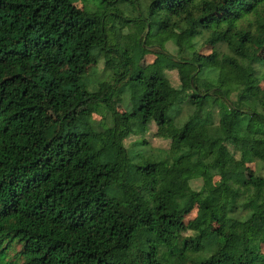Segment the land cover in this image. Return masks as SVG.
Returning a JSON list of instances; mask_svg holds the SVG:
<instances>
[{"label": "trees", "instance_id": "trees-1", "mask_svg": "<svg viewBox=\"0 0 264 264\" xmlns=\"http://www.w3.org/2000/svg\"><path fill=\"white\" fill-rule=\"evenodd\" d=\"M75 1L0 0V264H264V0ZM99 59L108 92L83 75ZM151 123L168 151L134 157Z\"/></svg>", "mask_w": 264, "mask_h": 264}, {"label": "rangeland", "instance_id": "rangeland-1", "mask_svg": "<svg viewBox=\"0 0 264 264\" xmlns=\"http://www.w3.org/2000/svg\"><path fill=\"white\" fill-rule=\"evenodd\" d=\"M76 6L78 7H84L88 9H94L95 8V1L94 0H76L75 1ZM129 8V7H128ZM171 31L177 30L175 28H170ZM122 41L126 46L134 45V48L132 50V57L133 59L141 66H145L149 63H151L155 55L153 53H146L144 52L143 48L140 45H136V39L135 36L127 32L126 30L123 31L121 35ZM194 48L196 51H198L201 54H209L212 51V47L210 44L206 43L202 38L196 37L194 39ZM166 49L171 54H176V47L172 42L166 43ZM220 50L225 51L226 47L220 46ZM111 71L105 70L104 63L102 59H99L96 64L90 65L87 68L83 70V75L89 80V88L91 90H95L96 88L99 89L102 92H108L111 89L110 82H111ZM166 74L171 82V84L175 87L179 85V77L176 70H166ZM260 86L264 88V78H261L260 80ZM129 97L128 93H125L123 95L124 99H127ZM31 100L34 103L38 104H44L43 98L40 96V94H35L32 96ZM177 107H173V109H176ZM118 111H123L126 109V107L123 104H117ZM100 112V113H99ZM99 112H96L92 106H89L85 110V114L92 120L98 122L101 121L102 114L104 113L102 110ZM190 110L187 107V103H184L179 106L176 113L174 114L175 119L178 123L184 122L187 117L189 116ZM169 114H171V111H169ZM217 111L214 112V121H217ZM55 118L54 113L46 109L43 112V120L46 124H50ZM156 125L155 123H151L148 126V130L143 134H130L127 138L124 139V144L126 148L129 150L131 155H134V157L137 154H140L142 156H145L146 154H151L155 158H164L165 154L168 151L169 148V140L163 139L161 137H157L155 135L156 132ZM139 142H143V144H139ZM137 159V158H136ZM191 161L190 159H184L183 165L187 166L190 165ZM260 166V165H259ZM257 165L255 163H249L246 165V172L248 175L251 173L257 172ZM261 173H264V168L260 170ZM152 179L149 177L140 178L135 182V186L137 190L142 191L146 189ZM214 183L218 184L220 183V178L218 176L214 177ZM190 185L193 189L198 190L200 186L202 185L201 179H193L190 181ZM196 213V209L192 210L186 217L185 220L188 221L194 217ZM19 248V245L14 246V250H17ZM261 249L264 251V245H262ZM14 250L9 251V257H11L14 253Z\"/></svg>", "mask_w": 264, "mask_h": 264}]
</instances>
